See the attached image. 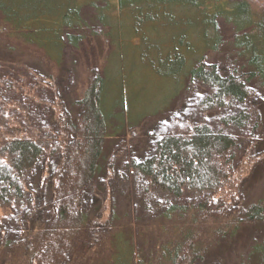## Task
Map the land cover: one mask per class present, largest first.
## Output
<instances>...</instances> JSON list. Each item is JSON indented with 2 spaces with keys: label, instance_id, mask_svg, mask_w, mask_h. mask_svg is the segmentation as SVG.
Segmentation results:
<instances>
[{
  "label": "rangeland",
  "instance_id": "374dc122",
  "mask_svg": "<svg viewBox=\"0 0 264 264\" xmlns=\"http://www.w3.org/2000/svg\"><path fill=\"white\" fill-rule=\"evenodd\" d=\"M72 1L60 3L63 7ZM74 1L78 6L86 3L81 9L84 18L96 17V9L87 2L97 0ZM248 1L255 11L264 10V0ZM95 6L103 7L100 2ZM57 11L59 8L50 13ZM112 16L114 46L105 36L107 28L100 23L83 29L86 37L80 49L85 50H64L59 83L52 85L53 89L42 85L41 78L49 71L42 57L10 52L6 46L11 40L0 35V147L15 138L44 141L38 164L22 177L24 198L13 204L0 199V264H31L28 247H35L38 233L51 215L52 187L60 169V148L66 141L59 115L63 108L73 114L79 112L77 88L87 79L81 55L84 61L107 64L109 124L100 169L83 200L91 219L87 238L92 249L86 259L73 252L60 264H103L115 254L121 264H128L129 251L121 246L130 238L137 250L149 242L138 251L137 259L162 264L159 253L149 252L152 245L187 225L197 231L206 248L204 258L196 264H264L263 253L256 252L264 244V213L261 220H249L241 214L242 208L264 202V81L254 77L248 82L244 101L228 99L225 106H204L202 100L211 89L188 78L190 61L209 44L199 39L198 28H190L188 23L136 31L127 13ZM180 17L189 20V13H180ZM217 25L222 45L209 54L208 61L217 65L222 76L250 70L247 57L240 56L227 42L234 28L222 19ZM179 34L184 36L183 43ZM176 54L183 56L180 62ZM105 55H110L107 63ZM241 113L247 116L243 125L225 123L227 117ZM201 124H208L214 132L224 131L235 142L221 159L227 180L219 191L208 194L229 206L228 213L220 218L198 212L197 194L176 197L163 192L145 175L128 167L131 161L154 156L162 137L188 135L191 128ZM171 208L178 210L172 213ZM164 212L172 217L164 218ZM112 214L114 219L108 222ZM117 236H122V242Z\"/></svg>",
  "mask_w": 264,
  "mask_h": 264
},
{
  "label": "trees",
  "instance_id": "16d2710c",
  "mask_svg": "<svg viewBox=\"0 0 264 264\" xmlns=\"http://www.w3.org/2000/svg\"><path fill=\"white\" fill-rule=\"evenodd\" d=\"M60 1L0 0V35L5 34L11 40L6 48L10 52L42 57L49 70L41 78L44 83L42 85L47 88L54 84L58 86V69L63 61L64 50L67 47L76 52L85 50L80 49L86 37L83 29H90L100 23L107 28L105 36L109 37L113 47L112 32L115 24L112 23V15L122 13H127L129 24L136 31L142 30V27L157 30L159 25L179 27L188 23L190 28L199 29V39L203 44H209L202 54L190 61L188 78L200 81L211 89V94L202 100L204 106H225L228 99L244 101L248 82L254 77L264 81V10L255 11L248 0L87 2L96 9L95 18L82 16V5L86 3L78 6L73 0V3L62 7ZM97 2L103 7H96ZM57 8L59 13H50ZM180 13H189V20L182 19ZM219 19L234 28L231 39L226 41L240 56L247 57L250 66L247 72L222 76L217 65L208 61L209 54L219 51L222 45L223 37L216 33ZM93 36H96L95 32ZM178 40L183 43L184 36L179 34ZM109 57L105 55L106 63ZM175 57L179 62L183 59L181 54ZM84 59L81 55L87 79L80 90L77 88L79 93L75 99L79 112L73 114L63 108L59 115L66 141L60 148V169L52 187L51 215L44 221L35 247H28L27 250L31 264H60L73 252H78L80 257L86 259L93 246L87 238L91 219L84 210L83 200L86 188L100 169L108 133V108L105 103L108 78L107 64L91 63ZM246 117L241 113L227 117L225 123L241 126ZM234 145L229 134L222 130L214 132L208 124H201L191 128L188 135L162 137L157 143L154 156L141 162L131 161L128 167L130 171L138 170L154 188L163 192L176 197L187 193L197 194L200 197L198 212L204 216L220 218L228 213L229 206L220 199H212L208 194L219 191L227 180L228 172L221 159L230 153ZM43 149L42 139L37 141L30 138H15L0 147V199L13 204L24 198L22 177L35 168ZM242 209L241 214L249 220H261L264 202H256ZM177 210L171 208L172 213ZM163 216L172 217L170 212H164ZM113 219L114 214L108 222ZM172 232L165 241H156L152 245L149 250L151 255L159 253L162 264H196L204 258L206 248L194 228L187 225ZM120 238L122 236L116 239L121 241ZM146 245H139V250H144ZM121 247L129 251L128 264H145L142 257L137 259L141 253L131 238L125 240ZM256 252L261 255L263 253L264 258V244L256 248ZM112 259L103 261V264H110L111 261V264H121L116 254Z\"/></svg>",
  "mask_w": 264,
  "mask_h": 264
}]
</instances>
